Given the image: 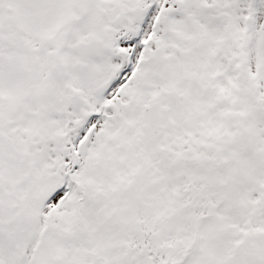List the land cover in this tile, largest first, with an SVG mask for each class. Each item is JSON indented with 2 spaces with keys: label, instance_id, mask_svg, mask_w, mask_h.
I'll return each mask as SVG.
<instances>
[{
  "label": "rangeland",
  "instance_id": "1",
  "mask_svg": "<svg viewBox=\"0 0 264 264\" xmlns=\"http://www.w3.org/2000/svg\"><path fill=\"white\" fill-rule=\"evenodd\" d=\"M250 9L245 35L235 8L229 61L216 38L200 63H180L190 78L169 67L164 109L150 99L126 116L104 98L55 104L44 126L24 116L23 159L0 158V264H242L247 251L264 264V0ZM194 86L208 97L189 111Z\"/></svg>",
  "mask_w": 264,
  "mask_h": 264
},
{
  "label": "flooded vegetation",
  "instance_id": "2",
  "mask_svg": "<svg viewBox=\"0 0 264 264\" xmlns=\"http://www.w3.org/2000/svg\"><path fill=\"white\" fill-rule=\"evenodd\" d=\"M250 7V0H0V158H20L15 151L21 142L20 126L24 116L38 122V113L29 114L35 110L43 115L44 126L58 119L65 105L79 104L87 110L94 99L98 103L107 98L124 108L126 116L131 109L145 111V100L150 99L164 109L171 97L156 94L169 67L178 68V78H190L197 72L191 66L208 53V39L216 38L222 44L211 46L227 47L217 57L229 61L235 8L240 29L248 35L244 26L252 18ZM182 62H189L190 69L180 70ZM96 64L102 69L100 77L92 72ZM183 89L185 97L200 93L201 101L192 96L187 103L189 111L207 101L204 86L191 87V94L190 88ZM65 100L70 103L60 109L55 105ZM106 114L102 112V120ZM29 144V149L42 153L46 141L35 138ZM23 155L28 157V152ZM262 221L264 230V215ZM138 243L135 249L141 254ZM252 259L262 264L252 251L246 252L242 264Z\"/></svg>",
  "mask_w": 264,
  "mask_h": 264
},
{
  "label": "water",
  "instance_id": "3",
  "mask_svg": "<svg viewBox=\"0 0 264 264\" xmlns=\"http://www.w3.org/2000/svg\"><path fill=\"white\" fill-rule=\"evenodd\" d=\"M255 3H256V0H251V5H252V6H254ZM246 24H247V26H248V29H249V30H252V27H253V21H252L251 18H248V19L246 20ZM107 87H108V86H106L105 88H107ZM222 106H223V102L221 101V102L218 104V108H222ZM263 215H264V210H263ZM254 263H257V261H255V260H251L250 264H254Z\"/></svg>",
  "mask_w": 264,
  "mask_h": 264
},
{
  "label": "trees",
  "instance_id": "4",
  "mask_svg": "<svg viewBox=\"0 0 264 264\" xmlns=\"http://www.w3.org/2000/svg\"><path fill=\"white\" fill-rule=\"evenodd\" d=\"M88 241H91V242H89L90 244H89V246H91L92 245V243L95 245H98V242H97V240H92L93 239V237H85ZM96 241V242H95ZM101 243V242H100Z\"/></svg>",
  "mask_w": 264,
  "mask_h": 264
}]
</instances>
